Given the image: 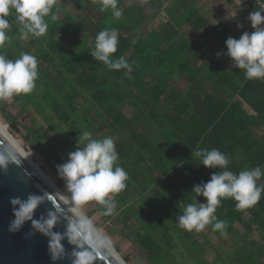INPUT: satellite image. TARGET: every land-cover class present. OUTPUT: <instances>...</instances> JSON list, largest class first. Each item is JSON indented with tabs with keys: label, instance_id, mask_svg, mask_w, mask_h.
Returning a JSON list of instances; mask_svg holds the SVG:
<instances>
[{
	"label": "trees",
	"instance_id": "obj_1",
	"mask_svg": "<svg viewBox=\"0 0 264 264\" xmlns=\"http://www.w3.org/2000/svg\"><path fill=\"white\" fill-rule=\"evenodd\" d=\"M246 1L250 8L262 9L257 1ZM82 2H76L80 16L68 13L61 19L62 6L54 0L50 16L57 19L46 17V34L29 35V40L22 38L14 11L7 17L9 40L0 46V55L15 60L28 53L38 61L36 91L15 96V102L30 118L32 136L49 141L61 162L76 149L77 137L84 131H90L93 139L111 137L119 157L116 166L127 172L128 180L123 191L108 199L133 231L141 252L151 264H186L177 259L181 243L201 262L203 256L179 226L178 215L189 203L205 202L193 187L220 169H206L192 151L217 149L229 158L228 170L233 173L255 167L264 173V138L258 136L264 128V79H247L243 70L213 59L196 42L194 50L179 44L177 31L185 23L213 36L223 58H228L226 40L239 39L230 28L211 26L188 0H177L169 22L147 38L133 42L118 34L113 58L122 57L131 70L109 69L90 53L100 31L127 26L125 14L116 18L110 9L102 11V1ZM122 2L118 0L119 9ZM91 6L102 14L95 15ZM199 55L203 57L198 65L194 59ZM148 72L157 77L152 86L143 80ZM177 74L186 81V92L172 84ZM259 180L257 185L264 186V175ZM215 215L227 224L226 235L209 225L220 238L230 236L237 224L260 232V245L245 247L228 259L264 264V192L257 204L242 210L233 199H224Z\"/></svg>",
	"mask_w": 264,
	"mask_h": 264
},
{
	"label": "clouds",
	"instance_id": "obj_2",
	"mask_svg": "<svg viewBox=\"0 0 264 264\" xmlns=\"http://www.w3.org/2000/svg\"><path fill=\"white\" fill-rule=\"evenodd\" d=\"M53 4L54 0H0V46L9 40L7 30L10 24L7 17L13 11L22 38L27 39L29 35L44 36L48 29L45 18L50 16ZM109 9L116 18L122 15L118 0H102L101 10ZM50 19L55 21L57 17L51 15ZM248 19L254 31L244 32L239 39L229 37L225 42V54L231 60L232 68L243 70L247 79H264V7L251 12ZM117 46V31L105 29L98 33L95 50L90 55L109 69L130 71L131 66L122 57L113 58ZM37 78L38 61L35 56L21 53L18 59L9 60L0 55V100L31 93L36 87ZM192 156L199 158L206 169L220 171L213 172L206 183L194 185L192 192L203 197L205 202L187 204L183 214L178 215V224L188 231L197 232L211 225L213 231L226 235L224 230L227 224L215 215L217 208L222 200L229 198L236 202L238 210L257 204L264 192V186H258L257 181L264 173L260 167L233 173L228 170L229 158L217 149L198 148L192 151ZM118 159L111 137L93 139L90 131H84L77 137L76 149L69 153L65 163L58 165L57 171L75 202L85 204L96 201L106 207L107 213H111L115 204L108 197L123 191L128 180L127 172L116 166ZM5 163V158L0 156V169ZM44 199L45 196L34 194L29 195L26 201L18 197L11 199L14 219L9 225V231H19L27 221H31L36 230L39 226L37 231L49 238V252L55 262L64 254L61 243L64 237L52 231L56 225V215L50 211L46 219H33L34 211ZM74 264L77 262L74 261Z\"/></svg>",
	"mask_w": 264,
	"mask_h": 264
},
{
	"label": "rangeland",
	"instance_id": "obj_3",
	"mask_svg": "<svg viewBox=\"0 0 264 264\" xmlns=\"http://www.w3.org/2000/svg\"><path fill=\"white\" fill-rule=\"evenodd\" d=\"M55 1L62 6V12L58 15L61 19H64L68 13L76 16H80L82 13L81 7L76 4L77 0ZM94 1L97 3L102 0ZM188 2L207 17L211 26L230 28L239 38L244 32L251 33L254 31L246 19L254 9L249 7L246 0H188ZM82 3L89 4L90 2L84 0ZM175 3L176 0H123L120 11L125 14L122 15L127 26L117 29L114 25L110 30H116L118 34L129 37L133 42L137 41L138 38H147L152 32L159 31L169 22L170 16L174 15L172 11ZM90 9L95 15L101 13L92 6ZM175 18H180V16L176 15ZM178 30L180 45L185 43V48L194 50L196 46H193L194 43L192 42H196L203 52L211 55L213 59L225 66L231 67L230 59L220 56L217 49L219 42L213 36H204L201 31L191 27L190 23H185ZM82 35L83 33L80 31L79 36ZM200 56L203 57L199 55L194 59L198 65L201 62ZM143 80L152 86L157 81V77L148 72L143 76ZM172 84L179 90L186 92L187 83L180 75L177 74L173 78ZM35 91L36 87L32 92ZM126 114L130 117L131 111L126 110ZM0 121L8 128L12 137L32 156L43 172L71 199L80 214L119 253L126 264H151L147 256L141 252L137 241H134L135 235L131 228H128L116 214V208L111 213H107L104 205L96 201L79 204L72 199L71 192L67 190L64 180L60 178L57 171L58 165L65 163V161L59 160L49 141L44 138L35 139L32 136L30 130L33 129V124L30 118L21 112L20 107L15 102V96L9 100H0ZM258 133V136L262 135L264 138V128L259 129ZM258 182L263 183L262 180ZM186 231L196 242L197 249L200 251L199 254L203 256V261L198 262L190 255L188 249L180 243L176 249L177 259L186 264H239L235 259L230 261L228 256L237 251L244 252L245 247L251 249L261 244L259 241L260 232L252 233L247 227L240 224H237L232 234L225 238H220L209 226L200 232ZM237 235H242L244 239H236Z\"/></svg>",
	"mask_w": 264,
	"mask_h": 264
},
{
	"label": "water",
	"instance_id": "obj_4",
	"mask_svg": "<svg viewBox=\"0 0 264 264\" xmlns=\"http://www.w3.org/2000/svg\"><path fill=\"white\" fill-rule=\"evenodd\" d=\"M0 156L6 161L0 169V264H119L1 134ZM33 194L45 196L33 219H46L53 212L57 220L52 231L64 237V254L55 262L49 252V238L37 231L39 226L36 230L27 221L19 231H9L14 219L11 199L26 201Z\"/></svg>",
	"mask_w": 264,
	"mask_h": 264
},
{
	"label": "bare ground",
	"instance_id": "obj_5",
	"mask_svg": "<svg viewBox=\"0 0 264 264\" xmlns=\"http://www.w3.org/2000/svg\"><path fill=\"white\" fill-rule=\"evenodd\" d=\"M0 134L5 137L8 142L12 145L15 151L20 155V157L39 175L41 180L48 185L61 199V201L68 206V208L75 214V216L92 232L96 240L108 251V253L119 263L126 264L119 253L109 245L101 235L92 227L90 222L80 214V211L74 206L71 199L61 191L57 185L47 176L41 167L36 163L32 156L12 137L9 133L8 128L0 121Z\"/></svg>",
	"mask_w": 264,
	"mask_h": 264
},
{
	"label": "built area",
	"instance_id": "obj_6",
	"mask_svg": "<svg viewBox=\"0 0 264 264\" xmlns=\"http://www.w3.org/2000/svg\"><path fill=\"white\" fill-rule=\"evenodd\" d=\"M251 1H257L259 7H261V8L264 7V2H262V1H259V0H251Z\"/></svg>",
	"mask_w": 264,
	"mask_h": 264
},
{
	"label": "crops",
	"instance_id": "obj_7",
	"mask_svg": "<svg viewBox=\"0 0 264 264\" xmlns=\"http://www.w3.org/2000/svg\"><path fill=\"white\" fill-rule=\"evenodd\" d=\"M176 1H177V0H176ZM248 5H249V4H248ZM251 11H252V10H251ZM246 19H247V21H248V23H249V22H250L249 19H248V18H246ZM245 22H246V21H245ZM246 23H247V22H246ZM237 34H238V33H237Z\"/></svg>",
	"mask_w": 264,
	"mask_h": 264
}]
</instances>
